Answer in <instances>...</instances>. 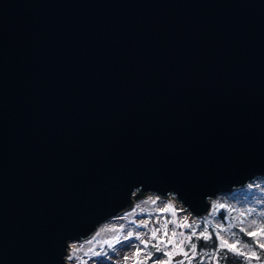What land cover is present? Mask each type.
Here are the masks:
<instances>
[{
    "label": "water",
    "instance_id": "obj_1",
    "mask_svg": "<svg viewBox=\"0 0 264 264\" xmlns=\"http://www.w3.org/2000/svg\"><path fill=\"white\" fill-rule=\"evenodd\" d=\"M257 178L264 0H0V264H67L144 192L202 216Z\"/></svg>",
    "mask_w": 264,
    "mask_h": 264
},
{
    "label": "rangeland",
    "instance_id": "obj_2",
    "mask_svg": "<svg viewBox=\"0 0 264 264\" xmlns=\"http://www.w3.org/2000/svg\"><path fill=\"white\" fill-rule=\"evenodd\" d=\"M108 221L94 236L73 247L67 256V264H136L137 260L154 264L169 259L165 252L171 256L170 264H177L172 260L177 252H187L193 257L191 262H194L192 249H187L185 237L193 232L203 233L208 226H213L216 235L229 243L241 241L237 247L252 258L250 264H264V260H258V252L262 249L259 245L264 243V234L253 237V242L239 235L241 229H244V233L264 229V181L261 180L252 181L234 192L217 195L205 216H194L184 209L179 210L165 197L144 192L131 207ZM153 232H156L155 239L152 238ZM141 240L147 241L148 247ZM168 240L172 242L166 243ZM109 244L112 246L109 247ZM154 245L161 251H156ZM137 247L141 249L139 256L136 255ZM153 252L156 254L148 258V253ZM253 252L256 256L251 255ZM204 255L207 261L211 253L205 252Z\"/></svg>",
    "mask_w": 264,
    "mask_h": 264
},
{
    "label": "trees",
    "instance_id": "obj_3",
    "mask_svg": "<svg viewBox=\"0 0 264 264\" xmlns=\"http://www.w3.org/2000/svg\"><path fill=\"white\" fill-rule=\"evenodd\" d=\"M207 234L211 236V239L205 241L203 238L197 239V236L192 237V242L197 244L196 248V255L194 256L195 261L190 262V264H247V261L245 260V256H239V255H233L231 252H227L226 250H222L220 252H217V248L219 245V240L217 239V235L215 232V229L213 226H208L207 228ZM240 236L246 238L247 240L253 242V237L246 235V233L241 232L239 234ZM187 243V249L190 250V244ZM211 253L210 259L205 261L204 253ZM156 252H153L152 255H155ZM258 260H264V250H260L258 252ZM250 260L252 259L250 256H248ZM193 260V259H192ZM143 264H149L148 262H143Z\"/></svg>",
    "mask_w": 264,
    "mask_h": 264
},
{
    "label": "snow or ice",
    "instance_id": "obj_4",
    "mask_svg": "<svg viewBox=\"0 0 264 264\" xmlns=\"http://www.w3.org/2000/svg\"><path fill=\"white\" fill-rule=\"evenodd\" d=\"M166 227V226H165ZM241 231L243 232L244 229H241ZM258 234H264V229H260L259 232H247L246 235L248 236H252L255 237ZM129 236H131V233H129ZM165 236H167V232H165ZM193 236H197V234L195 232H193L191 235L185 237V239L188 241V243L190 244V247L192 249V254L193 256H195L196 253V248H197V244L192 242V237ZM127 238V237H126ZM152 238L155 239L156 238V232L152 233ZM203 238L205 241L211 239V236L209 234H207V232H203L200 233L199 236H197V239ZM137 239H140L139 236H137ZM217 239L220 241L218 248H217V252H220L222 250H226L227 252H231L233 253V255H239V256H245V253L242 252L237 246L241 244V241L236 240L233 243H229L228 240L224 239L223 237L217 235ZM171 240H168L166 243H171ZM184 241H181V243H183ZM117 243H119V240H117ZM141 243L144 244L145 247H148V242L141 240ZM112 245L109 244V247H111ZM245 247H247V245H244ZM156 247V251H161V249L157 246H153ZM260 248L264 249V243L259 245ZM182 251V250H181ZM141 252V249L139 247H137L136 249V255L139 256ZM182 254L185 257H188V253L187 252H182ZM165 256L169 257V259L167 261H156L154 262V264H170L171 262V256L168 252L164 253ZM252 256H256V253L253 252L251 254ZM152 253H148V258H151ZM125 259H127V257H125ZM245 260L247 261V264H250V258L248 256H245ZM136 264H143L142 261L137 260ZM177 264H184L183 260L178 261ZM218 264V262H217Z\"/></svg>",
    "mask_w": 264,
    "mask_h": 264
},
{
    "label": "bare ground",
    "instance_id": "obj_5",
    "mask_svg": "<svg viewBox=\"0 0 264 264\" xmlns=\"http://www.w3.org/2000/svg\"><path fill=\"white\" fill-rule=\"evenodd\" d=\"M149 193V192H148ZM217 196V195H216ZM216 196H214V197H212L211 198V201L216 197ZM165 199H167V200H170L171 201V203L174 205V206H176L179 210H182V208H183V206L180 204V202L175 198V197H173L172 195H168V196H165ZM210 212V210L206 213V214H208ZM118 215H116V216H114V217H117ZM111 218H113V217H111ZM111 218H109V219H111ZM109 219H107V221L109 220ZM106 222V221H105ZM104 222V223H105ZM109 222V221H108ZM103 223V224H104ZM103 224H101L100 226H99V228L103 225ZM106 224V223H105ZM98 228V229H99ZM92 236V235H91ZM90 238V236L89 237H87V238H85V239H83V240H74V241H71L70 243H69V252H71L72 251V249H73V247H75V246H77V245H79V244H82L83 242H85L86 240H88Z\"/></svg>",
    "mask_w": 264,
    "mask_h": 264
}]
</instances>
